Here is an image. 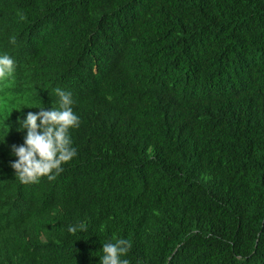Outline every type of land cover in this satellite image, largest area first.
<instances>
[{"label": "trees", "instance_id": "trees-1", "mask_svg": "<svg viewBox=\"0 0 264 264\" xmlns=\"http://www.w3.org/2000/svg\"><path fill=\"white\" fill-rule=\"evenodd\" d=\"M4 52L0 264H100L117 238L129 264H264V0H0ZM56 88L77 154L21 184L17 118Z\"/></svg>", "mask_w": 264, "mask_h": 264}, {"label": "clouds", "instance_id": "clouds-1", "mask_svg": "<svg viewBox=\"0 0 264 264\" xmlns=\"http://www.w3.org/2000/svg\"><path fill=\"white\" fill-rule=\"evenodd\" d=\"M9 42L14 44L15 38L10 37ZM15 70L14 59L6 52L0 53V83L10 79ZM54 94L57 97L55 107L37 106L38 112L33 109L17 118L20 130L26 132L23 144L12 146L16 159L11 162V167L21 184L36 183L42 177L55 179L63 171V165L77 154L70 135L71 130L80 124L79 116L73 111L74 98L71 92L61 88L54 89L51 97ZM36 98L46 100L43 94ZM23 107L30 106L22 101L14 109ZM4 121L0 118V123L5 124ZM5 132L7 134L8 127L0 131L3 138ZM85 227L83 223L69 225L67 231L75 235L78 231H84ZM130 248V242L123 238L103 244L100 264H129L126 256Z\"/></svg>", "mask_w": 264, "mask_h": 264}, {"label": "bare ground", "instance_id": "bare-ground-1", "mask_svg": "<svg viewBox=\"0 0 264 264\" xmlns=\"http://www.w3.org/2000/svg\"><path fill=\"white\" fill-rule=\"evenodd\" d=\"M57 21V20H56ZM46 29V28H45ZM44 35V34H43ZM25 74V73H24ZM29 75V74H28ZM25 77V76H24ZM41 77V76H40ZM30 78V77H29ZM33 79V78H32ZM25 80V79H24ZM21 83V82H20ZM27 83V82H26ZM18 85V84H17ZM30 85H31V83H30ZM19 86V85H18ZM37 102V101H36ZM37 104V103H36ZM12 119V118H11Z\"/></svg>", "mask_w": 264, "mask_h": 264}]
</instances>
